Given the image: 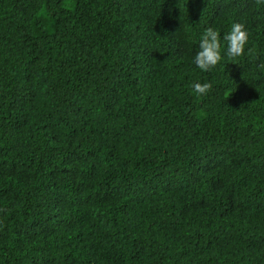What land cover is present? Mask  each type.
<instances>
[{"label":"trees","instance_id":"16d2710c","mask_svg":"<svg viewBox=\"0 0 264 264\" xmlns=\"http://www.w3.org/2000/svg\"><path fill=\"white\" fill-rule=\"evenodd\" d=\"M262 63L257 0H0V264H264Z\"/></svg>","mask_w":264,"mask_h":264},{"label":"clouds","instance_id":"9594fccd","mask_svg":"<svg viewBox=\"0 0 264 264\" xmlns=\"http://www.w3.org/2000/svg\"><path fill=\"white\" fill-rule=\"evenodd\" d=\"M264 2V0H257ZM166 31V30H165ZM223 41L226 42V55L229 58L236 59L245 54V47L249 41V34L242 23H233L229 32L223 35ZM254 49H248V54L252 55ZM221 34L218 30L208 27L200 38L199 51L194 57V63L197 68L203 72H209L216 68L222 60ZM264 68V63L259 65ZM194 92L198 97H203L212 90V84L194 83Z\"/></svg>","mask_w":264,"mask_h":264}]
</instances>
